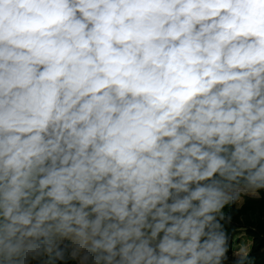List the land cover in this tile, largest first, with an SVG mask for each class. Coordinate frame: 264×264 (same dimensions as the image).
<instances>
[{"label": "clouds", "instance_id": "9594fccd", "mask_svg": "<svg viewBox=\"0 0 264 264\" xmlns=\"http://www.w3.org/2000/svg\"><path fill=\"white\" fill-rule=\"evenodd\" d=\"M261 192L264 0H0V264H252Z\"/></svg>", "mask_w": 264, "mask_h": 264}, {"label": "trees", "instance_id": "16d2710c", "mask_svg": "<svg viewBox=\"0 0 264 264\" xmlns=\"http://www.w3.org/2000/svg\"><path fill=\"white\" fill-rule=\"evenodd\" d=\"M248 201L245 202L244 207L241 209V213L244 214L245 207H247ZM264 206L263 204H258ZM257 205V206H258ZM256 206V210H258V220L256 223L246 222L244 220V226L246 235L252 237V245L248 253L249 259L252 261V264H264V212L260 213L259 208ZM235 224L239 223V220H234ZM240 241H236V246L238 247ZM236 251V247H233L228 252V259L234 260L236 257L233 256V252Z\"/></svg>", "mask_w": 264, "mask_h": 264}, {"label": "rangeland", "instance_id": "374dc122", "mask_svg": "<svg viewBox=\"0 0 264 264\" xmlns=\"http://www.w3.org/2000/svg\"><path fill=\"white\" fill-rule=\"evenodd\" d=\"M260 196L264 197V192H261ZM246 201H248L249 204H247V207H245V211H244L245 221L256 223L258 220V210H256V206L258 204L264 205V199L255 198L252 200L246 198Z\"/></svg>", "mask_w": 264, "mask_h": 264}, {"label": "crops", "instance_id": "0c3cea01", "mask_svg": "<svg viewBox=\"0 0 264 264\" xmlns=\"http://www.w3.org/2000/svg\"><path fill=\"white\" fill-rule=\"evenodd\" d=\"M246 198H247V199H252V200L255 199V198H252V197H246Z\"/></svg>", "mask_w": 264, "mask_h": 264}]
</instances>
